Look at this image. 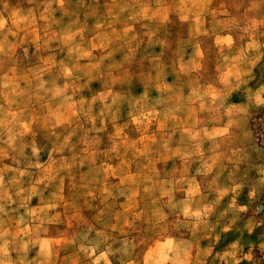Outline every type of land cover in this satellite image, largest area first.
Returning a JSON list of instances; mask_svg holds the SVG:
<instances>
[{
  "label": "rangeland",
  "instance_id": "obj_1",
  "mask_svg": "<svg viewBox=\"0 0 264 264\" xmlns=\"http://www.w3.org/2000/svg\"><path fill=\"white\" fill-rule=\"evenodd\" d=\"M257 172L264 0H0V264H264Z\"/></svg>",
  "mask_w": 264,
  "mask_h": 264
},
{
  "label": "crops",
  "instance_id": "obj_2",
  "mask_svg": "<svg viewBox=\"0 0 264 264\" xmlns=\"http://www.w3.org/2000/svg\"><path fill=\"white\" fill-rule=\"evenodd\" d=\"M191 4H194V3H191ZM192 21H196V20H199V17H194V19H191ZM217 35V38L220 40V41H226L228 39L229 36H231L232 38L234 37L229 31H219L216 33ZM242 113L240 112H231L229 113V115H226V117L222 119H219V122L214 124L213 127L214 128H221V129H224V133L227 131H231L230 130V126H235V123H241V120L242 122L244 120H246V113L241 111ZM231 114V115H230ZM240 118V120H239ZM241 126V124H240ZM250 126V121L249 119H247V121H245V123L243 122V127H248ZM262 173H254L253 174V178H252V182L254 184V189H257L258 190V193H256L255 195H252V197H254V199H256V196L260 195L261 193V190H262V187H263V182H264V178L262 177ZM241 195L239 196L241 198V202H237V204H235V206H231V208L235 209V210H239V212L243 213L244 210H246V208L250 207V204L249 203H252V200L250 199V197H247L249 195L245 194V191L242 190L241 191ZM238 197V198H239ZM239 198V199H240ZM249 204V205H248ZM243 210V211H242ZM229 212H231L230 210V207L228 209ZM230 214V213H229ZM246 215V213H244ZM227 222L225 221V224ZM227 228L228 229H231V228H235V226L231 227V221H229V223H227ZM242 225V224H241ZM242 259V258H241Z\"/></svg>",
  "mask_w": 264,
  "mask_h": 264
}]
</instances>
